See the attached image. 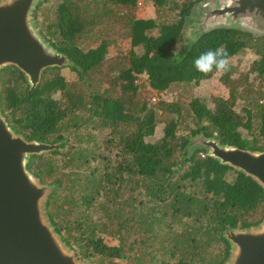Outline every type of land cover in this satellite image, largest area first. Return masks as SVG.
<instances>
[{"label": "trees", "instance_id": "1", "mask_svg": "<svg viewBox=\"0 0 264 264\" xmlns=\"http://www.w3.org/2000/svg\"><path fill=\"white\" fill-rule=\"evenodd\" d=\"M138 1L59 0L48 7L41 31L68 55L79 81L69 83L59 74L45 78V71L32 87L19 68L8 66L0 74V106L14 131L28 140L54 144L68 130V135L80 136H75L79 144L66 152L59 151L66 147L61 141L50 157L33 154L27 163L40 182L63 184L48 195L46 213L80 259L92 264H113L115 259H127L128 264H225L231 250L225 231L264 220V189L244 172L208 155L196 138L264 150V34L233 27L196 32L195 42L173 56L188 18L204 0H153L158 14L152 19L136 17ZM103 24L121 26L122 36L131 39L128 54L108 68L107 74L118 72L110 80L122 91L116 97L101 90L105 80L94 84L109 53L107 38L96 47L80 46L106 34ZM156 27L157 37L149 34ZM138 45L144 49L140 55L134 49ZM217 47L226 48L229 59L254 49L260 56L253 68L260 83L240 90L238 81L229 78L234 70L230 64L224 73L230 96L217 97L213 110L193 100V120L201 126L190 136L178 134L182 107L164 99L150 105L139 97L137 76L147 74L158 92L174 83H198L216 71L197 72L195 58ZM58 91L61 98L55 97ZM239 99L245 101L244 115L235 108ZM163 116L169 117L164 135L146 141ZM98 129L107 131L102 144L93 136ZM59 154L65 158H55ZM109 235L118 243L109 244Z\"/></svg>", "mask_w": 264, "mask_h": 264}, {"label": "water", "instance_id": "2", "mask_svg": "<svg viewBox=\"0 0 264 264\" xmlns=\"http://www.w3.org/2000/svg\"><path fill=\"white\" fill-rule=\"evenodd\" d=\"M40 1L0 0V74L16 66L32 87L47 69L70 64L68 55L36 28L34 12ZM195 20L199 33L233 27L264 34V0H204ZM196 139L208 148V155L244 172L264 189V150L222 144L213 137ZM57 147L16 133L0 106V264H88L66 245L46 213L52 187L27 166L31 155ZM225 236L231 244L225 264H264V220L229 228Z\"/></svg>", "mask_w": 264, "mask_h": 264}, {"label": "rangeland", "instance_id": "3", "mask_svg": "<svg viewBox=\"0 0 264 264\" xmlns=\"http://www.w3.org/2000/svg\"><path fill=\"white\" fill-rule=\"evenodd\" d=\"M59 0H41L39 7L41 6V3H43L42 7L37 9L34 12V21L35 25L38 31L42 33L44 36L42 30V22L46 19V9L50 7L52 4H55ZM203 1H201L202 3ZM200 4V3H199ZM198 4V5H199ZM198 5L195 6L193 9V12L191 16L188 18V21L185 25V28L183 30L182 38L179 44H188L189 41H185V36L188 31H193L194 34L197 32L196 27V20L195 15L198 12ZM134 14L139 19H152L156 18L158 11L156 10V6L153 2V0H139L137 7L134 10ZM101 30L106 32V34H99V38L96 40L97 42H94L91 40L90 44L88 41L83 42L80 44V46L85 49L96 47L99 45L101 39L103 37L107 38L108 45H109V53L107 55V60L103 63L101 72L96 74L98 76L96 77V80L94 84L100 83L105 80L102 84V91L109 92L113 96H118L121 94V89L119 86H112L110 84V80L117 76L118 72H111L110 74H107L108 68L114 64V61L118 59H122L124 56L128 54V52L131 49V39L129 37H123L122 35L124 33V29L121 26H116L115 28L111 24H103L100 26ZM149 34L152 36H159V27H156L149 31ZM45 37V36H44ZM48 42V39L46 40ZM185 47V46H184ZM183 48V47H181ZM180 48V49H181ZM136 52L140 55L143 53L144 49L142 45H138L134 48ZM260 59V56L255 52L254 49H246L243 53H239L234 55L229 59L230 64L234 67V70L232 71V75L229 77L231 81L237 80L238 83L241 85L240 90L243 89V87L255 84L257 86L258 83H260V78L258 76L257 70H253L255 68L256 62ZM71 64V62H70ZM49 71L46 70L45 78L52 77L57 74L62 75L65 77L66 81L69 83L79 81V74L74 71L70 66H64V67H53L49 68ZM114 76V77H113ZM136 85L139 87L140 94L139 97L145 98L148 100L150 105L157 104L160 99H164L168 102H178L179 105L182 107L183 117L182 122L178 126L177 133L181 135H187L190 136L191 132L194 129H198L201 124L195 123L194 114L192 112L191 108V102L195 99H198L201 101V103L205 104L207 107H209L211 110L215 108V102L217 97H223L228 98L230 96V86L224 79V73L221 72H215L210 77L201 79L198 83H192L188 85V83H174L172 84L168 89H166L163 92H158L154 90L149 82L147 74L138 75L136 79ZM104 91V93H105ZM89 93V92H88ZM62 94L61 91H58L55 94L56 98H61ZM245 106V101L243 99H239L235 105V108L239 113L242 115L245 114L243 108ZM161 118V117H159ZM163 119H159L160 121L157 122L155 132L151 136H147L145 139L148 142H156L164 135V128L166 125V121L169 120V117H162ZM92 127L89 128L91 130ZM69 131V130H68ZM68 131L62 132L64 134L63 140H57L54 142V144H58L60 146L63 143L66 144L65 148H60L59 151L66 152L70 145H76L79 144L75 140L76 134H72L71 136L68 135ZM82 134H84V138L87 137L85 134V131L83 129H79ZM243 136L247 140H252V136L246 129H242ZM104 132L107 133V131H100L99 129L96 131H93V136L96 138V140L102 144L104 139L106 138V135L103 134ZM108 136V135H107ZM80 136H76L78 139ZM83 145H85L84 142H82ZM45 159L47 157L51 156V151H47L42 154ZM112 155H116V150H113ZM55 158H65L63 157V154L56 155ZM68 158V157H66ZM64 171H69V168L64 167ZM230 179L233 178V175L229 176ZM39 179V178H37ZM45 185H50L52 189L55 187L62 188L63 184L59 182H51L49 179L48 181L44 182ZM58 188V189H59ZM57 189V190H58ZM51 192V191H50ZM105 240L109 244H117L118 240L115 237L112 236H106ZM76 251V250H75ZM77 252V251H76ZM78 254V253H77ZM88 264H92V261L90 259H82ZM95 262L99 261V257L96 256L94 258ZM113 264H128L127 259H115Z\"/></svg>", "mask_w": 264, "mask_h": 264}, {"label": "clouds", "instance_id": "4", "mask_svg": "<svg viewBox=\"0 0 264 264\" xmlns=\"http://www.w3.org/2000/svg\"><path fill=\"white\" fill-rule=\"evenodd\" d=\"M197 36L193 31H188L185 36V41L195 42ZM187 46V44H177L176 49L174 50L173 56L178 54V50L181 47ZM195 70L204 75L212 73L214 70L216 72L227 73L230 71V61L228 50L224 47H217L215 49H209L201 53L194 60Z\"/></svg>", "mask_w": 264, "mask_h": 264}, {"label": "flooded vegetation", "instance_id": "5", "mask_svg": "<svg viewBox=\"0 0 264 264\" xmlns=\"http://www.w3.org/2000/svg\"><path fill=\"white\" fill-rule=\"evenodd\" d=\"M70 65V64H69ZM69 65H67V66H69Z\"/></svg>", "mask_w": 264, "mask_h": 264}]
</instances>
